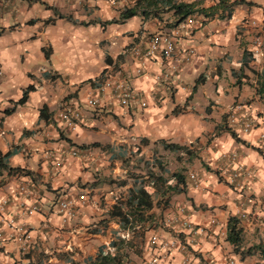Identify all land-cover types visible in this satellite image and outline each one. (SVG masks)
I'll use <instances>...</instances> for the list:
<instances>
[{
    "label": "crops",
    "instance_id": "crops-1",
    "mask_svg": "<svg viewBox=\"0 0 264 264\" xmlns=\"http://www.w3.org/2000/svg\"><path fill=\"white\" fill-rule=\"evenodd\" d=\"M146 1L0 0V158L12 154L13 169L0 174V264H91L103 248L115 254L119 235L135 236L113 214L137 182L126 159L131 149L160 159L161 141L191 150L198 166L179 171L186 194L155 200L153 229L126 264H264L258 255L241 259L227 241L229 219L238 216L246 246L264 243V106L255 81L238 85L236 77L245 47L257 56L251 66L264 67V0H238L253 5L236 7L231 19L192 15L191 28L164 4L207 9L220 0H161L144 17ZM131 9L139 14L121 21ZM153 34L173 38L172 60L145 56ZM108 69L145 108L123 107L110 90L100 92L97 80ZM94 96L98 108L88 105ZM235 104L256 122L251 132L243 120L230 121ZM68 107L83 114L75 130L59 117ZM81 197L76 217L63 224L59 201ZM153 235L174 243L170 252L152 246Z\"/></svg>",
    "mask_w": 264,
    "mask_h": 264
},
{
    "label": "trees",
    "instance_id": "trees-1",
    "mask_svg": "<svg viewBox=\"0 0 264 264\" xmlns=\"http://www.w3.org/2000/svg\"><path fill=\"white\" fill-rule=\"evenodd\" d=\"M141 1L137 3L139 5ZM145 10L141 12L144 17L152 13V7L161 5V0H147ZM169 5L170 11H174L175 15L179 18V22L185 21L192 15H204L205 17H215L218 15L221 19H231L236 7L240 5H250L245 1L238 0H220L219 3L210 8H198V4L179 3L173 4L168 1L164 4ZM139 14L138 11L131 9L124 11L121 14V21L131 19ZM120 22V21H119ZM113 23V22H111ZM257 56L254 52L245 47L243 61L239 73L236 75L237 84L241 85L249 83L251 80L255 81L252 87L255 89L256 95L260 98L264 106V67L261 71L256 70L251 64L256 61ZM236 74V72H235ZM100 81V80H98ZM95 84V83H93ZM33 88H29L24 92L23 98L17 102L11 110L6 111V114H12L18 106L24 105L28 101V95ZM229 116V114H228ZM41 117L44 118V112ZM235 136V134H233ZM160 144L172 152L184 151L188 160H193L196 156L192 155L191 150L188 148L176 145L167 144L161 141ZM12 154L8 153L0 158V174L3 171H13L9 168L8 160ZM138 156V160L132 162ZM138 151L131 154L126 161L130 162L129 165L136 166V169L141 171L140 175L133 174L134 179L137 181L134 186V191L130 193L127 201L122 202L115 207L113 214L120 218L121 228L123 231H130L135 236L129 241H125L119 235V240L112 242L111 246L117 247L115 254L107 253L104 248L101 249L98 257L91 264H126V257L129 252L138 247L139 244H144L147 238V233L153 229L155 223V200L157 198H171L176 195L186 194L188 189L187 177L184 172H171L165 165L163 160L154 158L151 161L145 160ZM147 177V182L145 181ZM148 225V226H147ZM227 241L233 246L234 251L241 259H246L250 256H260L264 258V243L256 244L250 247L246 246L244 229L242 221L238 216H233L229 219L227 228Z\"/></svg>",
    "mask_w": 264,
    "mask_h": 264
},
{
    "label": "built area",
    "instance_id": "built-area-1",
    "mask_svg": "<svg viewBox=\"0 0 264 264\" xmlns=\"http://www.w3.org/2000/svg\"><path fill=\"white\" fill-rule=\"evenodd\" d=\"M69 4H74L79 0H65ZM129 2H135L137 0H128ZM196 24V20L193 17H188L184 21V28H191ZM264 30V24L261 25ZM264 46V39L261 41L260 47ZM259 47V49H260ZM176 54V46L172 37L165 34H153L151 36L149 47L145 52V56L148 58H152L154 56H160L165 60H172ZM194 55L193 51H187L186 61H191ZM1 75V71H0ZM103 77L100 82H98L100 92H104L105 90H110L112 96L121 104L123 107L132 108L137 105H140L142 108L146 107L145 102H139V94L129 85L128 81L124 79L119 73H116L112 69H108L103 73ZM88 105L92 108H98L102 105V100L100 96H94L89 99ZM242 110V106L237 105L229 112V119L232 124L241 123L243 120V131L245 133H249L254 129L256 122L251 119L248 120L247 117L241 116L240 112ZM60 119H62L69 128L75 130L78 126L81 125L83 121V114L78 109L73 108H65L60 114ZM74 155H77L76 153ZM61 166V163H58V167ZM192 179H195V176H191ZM84 197H81L80 200L76 198L70 199H61L58 204L59 212L63 216V224H66L69 220H72L77 215V208L79 207V203H84ZM6 204V202H5ZM32 212H37V208L34 207ZM185 227L191 228L192 226L185 222ZM150 244L152 246L158 247L164 253L170 252L174 243H160L159 238L156 235H153L150 238ZM147 264H158L157 259L150 260ZM226 264H238L236 259L229 258L227 259Z\"/></svg>",
    "mask_w": 264,
    "mask_h": 264
},
{
    "label": "rangeland",
    "instance_id": "rangeland-1",
    "mask_svg": "<svg viewBox=\"0 0 264 264\" xmlns=\"http://www.w3.org/2000/svg\"><path fill=\"white\" fill-rule=\"evenodd\" d=\"M240 34H243V33H240ZM241 40H245V37L242 36V35H241ZM245 42H246L245 44L247 45L248 43H247L246 40H245ZM102 78H104L103 75L98 80L101 81ZM98 80H97V83L100 82ZM235 106H237V104H235L233 107H235ZM131 150H132V152H136L133 149H131ZM159 158L164 161L166 167L172 172H177V171L190 172V171H192V173H196V168L198 166L197 160H195V161L189 160L188 161V159H186L187 157H183V156H180V155L178 157V155L176 153H172V152L168 153L164 148L163 149H159ZM177 158H184L185 164H183L184 162L183 161L181 162ZM129 167H131V168H129V171L131 172V174H136V175H140L141 174V171L139 169L135 168L136 166L129 165ZM236 255H238V254H236Z\"/></svg>",
    "mask_w": 264,
    "mask_h": 264
}]
</instances>
